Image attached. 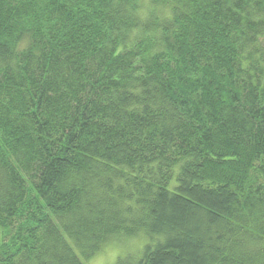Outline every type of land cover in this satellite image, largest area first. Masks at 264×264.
<instances>
[{"label":"trees","instance_id":"obj_1","mask_svg":"<svg viewBox=\"0 0 264 264\" xmlns=\"http://www.w3.org/2000/svg\"><path fill=\"white\" fill-rule=\"evenodd\" d=\"M264 264V0H0V264Z\"/></svg>","mask_w":264,"mask_h":264},{"label":"rangeland","instance_id":"obj_2","mask_svg":"<svg viewBox=\"0 0 264 264\" xmlns=\"http://www.w3.org/2000/svg\"><path fill=\"white\" fill-rule=\"evenodd\" d=\"M140 237V239H137V237H129L123 241H114L112 243H109L101 252L91 257L90 259L83 258L84 263L114 264L119 256H125L142 248V240H145V235L142 234Z\"/></svg>","mask_w":264,"mask_h":264}]
</instances>
